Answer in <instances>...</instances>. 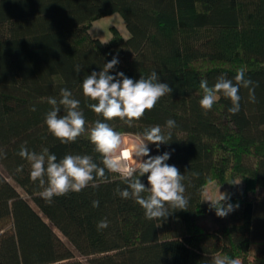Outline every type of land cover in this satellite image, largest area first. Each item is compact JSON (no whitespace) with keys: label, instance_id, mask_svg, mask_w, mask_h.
I'll return each instance as SVG.
<instances>
[{"label":"trees","instance_id":"obj_1","mask_svg":"<svg viewBox=\"0 0 264 264\" xmlns=\"http://www.w3.org/2000/svg\"><path fill=\"white\" fill-rule=\"evenodd\" d=\"M115 12L129 35L112 26L107 41L91 36L92 22ZM114 57L110 75L135 81L155 70L173 89L131 127L104 121L82 92L85 76ZM240 68L257 85L256 102L241 88L239 113L217 94L205 114L200 81L213 86L222 74L234 81ZM61 88L80 101L86 120V133L68 144L44 122L47 98L59 99ZM168 119L176 121L172 140L148 147L151 156L170 153L166 163L185 176L189 204L161 221L116 194L126 187L117 173L49 204L18 155L21 145L37 153L47 147L58 161L90 155L103 167L87 135L96 120L140 138ZM0 150V264H212L216 255L264 264V0H0ZM140 179L147 187V174ZM210 179L241 184L221 202L233 206L225 217L202 203ZM105 218L109 226L98 230ZM174 221L180 229L170 228Z\"/></svg>","mask_w":264,"mask_h":264},{"label":"clouds","instance_id":"obj_2","mask_svg":"<svg viewBox=\"0 0 264 264\" xmlns=\"http://www.w3.org/2000/svg\"><path fill=\"white\" fill-rule=\"evenodd\" d=\"M118 63V59L114 57L103 65L101 71H93L85 76L82 92L84 97L92 101L87 107L102 116L104 121L119 119L131 127L135 121L143 118L146 111H151L162 97L170 95L173 89L167 83L160 82L155 70L147 78L141 76L135 81L123 72L110 75V70ZM81 69V65H76L74 71L78 74ZM256 86L251 79L246 78L243 68L237 70L234 81L227 79L223 74L217 77L213 86H209L207 80H201L199 87L203 95L199 101L200 107L207 114L217 101V94H220L230 99L232 106L228 111L235 115L240 111V89H248L249 102L255 103ZM59 96V99L47 98L51 109L45 114L44 122L55 138L63 144H68L86 133V120L80 108V101L73 97L70 90L61 88ZM61 109L63 115L60 114ZM35 110L33 107L32 111ZM175 127L176 121L173 119H168L163 129L159 125L147 127L139 142L129 149L122 147L120 132L114 130L109 123L96 120L94 125L87 129V135L95 152L102 157L103 167L94 162L90 155L67 154L58 161L57 156L50 153L47 147L37 153L21 145L18 155L30 164V178L33 182L38 181L42 189L39 196L49 204L54 197L64 196L69 192L79 193L90 184L96 188V181L110 182L106 173H117L126 187H118L116 194L122 199L134 200L144 210L147 220L161 221L173 210H187L189 204L183 183L185 176L176 166L166 163L170 153L151 156L148 147L149 144L159 147L169 143L172 140V129ZM5 157L6 153L0 150V159ZM145 157L147 159H144ZM129 161L133 163L129 164ZM22 169L23 165L16 171L20 172ZM145 174L147 187L140 179ZM225 199L226 194L220 192L217 199L208 198L205 201L211 202L217 216L225 217L233 211L231 204L225 206L221 203ZM92 206L98 207L99 201L94 200ZM108 226L109 221L105 218L98 222L97 229L103 230ZM212 264H240V260L216 255Z\"/></svg>","mask_w":264,"mask_h":264},{"label":"rangeland","instance_id":"obj_3","mask_svg":"<svg viewBox=\"0 0 264 264\" xmlns=\"http://www.w3.org/2000/svg\"><path fill=\"white\" fill-rule=\"evenodd\" d=\"M112 26L117 28L122 36L127 37L129 35L123 18L117 12L102 16L94 20L89 29V32L91 36L97 37L102 41H107L111 37L110 27ZM121 135H122V147H124L125 145L132 146L134 143L139 142V137L137 135L124 134V133H121ZM132 163H133L132 161H129V164ZM240 186L241 184L237 180L230 184H219L215 179H210L203 187L202 203L203 204L211 203L205 200H207L208 198H211L213 200L217 199L220 195V192L226 194V198H228L230 193L237 190ZM19 191L23 194V192L20 189ZM170 228L178 230L180 229V224L174 221ZM78 257L84 260L83 257L81 256Z\"/></svg>","mask_w":264,"mask_h":264},{"label":"bare ground","instance_id":"obj_4","mask_svg":"<svg viewBox=\"0 0 264 264\" xmlns=\"http://www.w3.org/2000/svg\"><path fill=\"white\" fill-rule=\"evenodd\" d=\"M125 140H126V139H125ZM123 141H124V140H123ZM126 142H127V141H126ZM126 142H125V143H126ZM125 143H124V144H125ZM131 147H132V146H126V145H125L123 148H129V149H130Z\"/></svg>","mask_w":264,"mask_h":264}]
</instances>
